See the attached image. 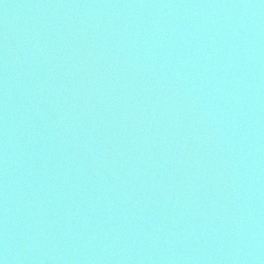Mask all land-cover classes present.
<instances>
[{"label":"water","instance_id":"water-1","mask_svg":"<svg viewBox=\"0 0 264 264\" xmlns=\"http://www.w3.org/2000/svg\"><path fill=\"white\" fill-rule=\"evenodd\" d=\"M0 264H264V0H0Z\"/></svg>","mask_w":264,"mask_h":264}]
</instances>
